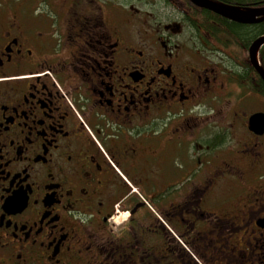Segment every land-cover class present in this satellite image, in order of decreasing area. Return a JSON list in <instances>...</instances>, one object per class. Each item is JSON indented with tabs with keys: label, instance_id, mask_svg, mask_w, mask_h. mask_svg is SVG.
<instances>
[{
	"label": "flooded vegetation",
	"instance_id": "obj_1",
	"mask_svg": "<svg viewBox=\"0 0 264 264\" xmlns=\"http://www.w3.org/2000/svg\"><path fill=\"white\" fill-rule=\"evenodd\" d=\"M63 3L0 0V264H264V21Z\"/></svg>",
	"mask_w": 264,
	"mask_h": 264
},
{
	"label": "water",
	"instance_id": "obj_2",
	"mask_svg": "<svg viewBox=\"0 0 264 264\" xmlns=\"http://www.w3.org/2000/svg\"><path fill=\"white\" fill-rule=\"evenodd\" d=\"M196 5L210 9L215 13L230 20L253 24L264 21V7L242 9L238 6H231L214 0H192ZM264 45V36L256 38L249 49L250 60L257 72L264 81V68L257 61V53L260 47ZM250 129L256 133H264V112L254 113L249 120Z\"/></svg>",
	"mask_w": 264,
	"mask_h": 264
},
{
	"label": "rangeland",
	"instance_id": "obj_3",
	"mask_svg": "<svg viewBox=\"0 0 264 264\" xmlns=\"http://www.w3.org/2000/svg\"><path fill=\"white\" fill-rule=\"evenodd\" d=\"M66 5L63 0H26V9L29 11L41 12L45 20H54V13L60 5ZM33 17V16H32ZM253 110H263L264 104L255 101Z\"/></svg>",
	"mask_w": 264,
	"mask_h": 264
},
{
	"label": "trees",
	"instance_id": "obj_4",
	"mask_svg": "<svg viewBox=\"0 0 264 264\" xmlns=\"http://www.w3.org/2000/svg\"><path fill=\"white\" fill-rule=\"evenodd\" d=\"M224 3L231 4V5H238V6H264V0H220ZM255 36L264 34V23L255 26L252 30ZM250 31L246 30L245 35H249ZM261 64L264 68V47L261 51Z\"/></svg>",
	"mask_w": 264,
	"mask_h": 264
}]
</instances>
